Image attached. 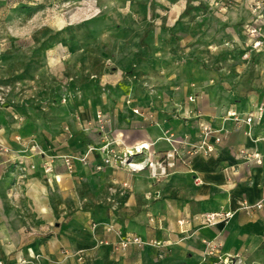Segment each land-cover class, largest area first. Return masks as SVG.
Wrapping results in <instances>:
<instances>
[{
  "label": "rangeland",
  "instance_id": "rangeland-1",
  "mask_svg": "<svg viewBox=\"0 0 264 264\" xmlns=\"http://www.w3.org/2000/svg\"><path fill=\"white\" fill-rule=\"evenodd\" d=\"M227 5L0 0V264H71V250L51 252L50 246L70 230L73 216L86 215L85 228L93 230L107 227L110 212L119 217L129 210L131 192L125 197V190L100 186L104 177L90 164L85 171L78 164L67 170L62 162L89 136L93 143L95 130L86 132L97 129V112L129 128L128 101L160 89L183 96L191 79L213 77L234 100L264 94V60L236 70L242 58L226 43L235 22ZM235 14L248 17L241 8ZM59 166L69 176L75 172L78 183L70 178L53 185ZM248 258L236 256L238 264H253Z\"/></svg>",
  "mask_w": 264,
  "mask_h": 264
},
{
  "label": "crops",
  "instance_id": "crops-1",
  "mask_svg": "<svg viewBox=\"0 0 264 264\" xmlns=\"http://www.w3.org/2000/svg\"><path fill=\"white\" fill-rule=\"evenodd\" d=\"M217 1L228 4L225 0ZM227 6L231 9L230 17L235 22L232 24L234 30L226 39V43L232 44L231 49L235 48L242 58L240 63L242 67L238 66L236 70L239 72L252 70L255 66L254 61L261 63L264 60V50L250 52L246 59L242 56L246 38L241 33V26L251 19V13L245 0L232 2ZM238 8L244 9L248 17L241 18L236 15L235 11ZM185 86L183 96L178 94L177 90L171 89L167 91L160 89L162 93L157 92L154 96L136 95L137 100L132 99L125 106L132 116L129 118V128L117 127L113 121L114 117L107 112L110 132L119 139L116 149L122 151L124 146L153 142L152 150L160 153L170 147L159 139L164 130L172 131L177 136L188 135L194 140L198 134L199 123L204 121L214 127L222 126L227 131L226 138L216 147L215 153L210 156L196 154L187 162L176 161L165 177L153 180L146 171L131 174L124 169L111 167L95 171L94 166L100 163L101 158L97 151L91 152L87 155V164L104 177L100 186H107V189H112L110 191L120 188L125 190L124 193L131 192L129 210L122 209L119 217L109 213L107 226H110L111 230L97 225L93 230L89 228L86 230V215L73 216L70 230H63L60 237L53 239L51 252L66 246L71 250V264H213L212 258H203L202 240L215 239L220 242L219 253L222 256L236 257L247 254L253 264L264 263V257L261 256L264 255V205L262 208H253L249 211L239 207L242 201L252 204L264 199V142L253 140L264 135V114L260 120L255 119L250 125L240 127L232 120L224 119L229 110H234L238 114H248L258 106L264 107V94L234 100L226 91L216 86L213 77L201 81L191 79ZM214 90H220L216 98L212 93ZM191 95L195 97L193 102L188 100ZM207 104L212 106L209 107ZM133 108H137L139 113L135 114ZM187 111H197L200 117L188 115ZM131 124L134 125L132 128ZM92 132L93 143L91 136L88 138L86 135ZM86 134L85 137L90 140L87 139L88 145L97 147L102 143L101 134L96 128ZM0 143H4L2 138ZM87 144L72 150L73 153L77 155L86 153ZM242 148L259 152L262 155L261 164L244 163L239 159L237 154ZM158 156L154 154L152 159H157ZM32 161L35 163L36 158ZM77 164L81 171L89 167L75 161L74 166ZM62 169L63 167L59 166L56 173L51 174L53 185L62 187L70 178L71 184L78 183L75 172L72 174L75 176H69L63 173ZM48 171H51V168L44 172ZM125 181L129 183L127 188L122 185ZM34 184L40 188V192L42 189L44 191V185ZM147 193L152 195L145 198ZM36 196L41 200L43 198L41 193ZM75 197L73 194V199ZM40 208L45 212L42 205ZM220 208L233 211L227 222L213 227H203L193 219L196 214ZM150 215L160 220L159 226L149 224ZM180 220L185 221L182 228L188 231L187 233L182 232L178 224ZM129 233L137 234L144 240L167 241L168 244L163 249L161 257L154 248L147 245H130L122 250L116 244ZM257 254L260 258L256 257ZM86 255L87 259L81 261V256ZM27 256L31 257L29 254Z\"/></svg>",
  "mask_w": 264,
  "mask_h": 264
},
{
  "label": "built area",
  "instance_id": "built-area-1",
  "mask_svg": "<svg viewBox=\"0 0 264 264\" xmlns=\"http://www.w3.org/2000/svg\"><path fill=\"white\" fill-rule=\"evenodd\" d=\"M228 4L230 2H237L240 0H225ZM248 9L251 13V19L241 26V33L245 36L246 42L244 44L243 58H248L250 52H259L264 50V0H245ZM190 102L195 101L194 96H189ZM128 103H130L128 101ZM135 114L139 113L137 108H133ZM187 114H193L199 118L200 113L195 111H187ZM264 114V107L258 106L252 113L238 114L234 110L226 112L225 120H232L237 127L241 125H250L253 120H260ZM151 118V116H148ZM110 120L106 118L102 112L96 113V127L97 131L101 134V144L99 146L89 145L87 152L79 155L67 154L62 156V162L67 170L73 168L74 162L79 161L82 164H87V155L93 151H97L100 155V163L94 166L95 171H101L106 167L124 169L125 171L133 174L136 172L146 171L148 176L153 180H159L165 177L171 168L174 167L176 161L187 162L188 159L196 154L210 156L215 153L216 147L223 142L227 136V131L222 127L211 126L207 122H200L198 125V134L194 140L188 135L177 136L172 131L164 130L160 136L169 144V148L157 153L152 150L153 142H142L133 144L131 146H124L122 151H118L116 147L119 145V139L112 136L110 132ZM107 130V131H106ZM254 142H264V135L253 139ZM154 154H158L157 159H152ZM238 158L244 163L261 164L262 155L257 151H249L242 148L238 151ZM49 169V168H47ZM123 187H129L128 182H123ZM262 201L258 200L255 203H247L242 201L240 208L245 211L252 210L253 208H262ZM233 215V211L220 208L218 210L206 211L193 216L195 221H198L203 227H213L218 224L227 222ZM150 225L159 226L160 220L154 216L148 217ZM185 221L180 220L178 224L183 233H187L182 228ZM96 227V225L93 226ZM111 230L110 226H107ZM204 245L203 258H212L213 264H237L236 257L222 256L219 253L220 242L217 240H202ZM167 241L160 240H144L137 234H126L118 244L120 249L124 250L127 246H150L157 251L159 257L163 255V249L167 247Z\"/></svg>",
  "mask_w": 264,
  "mask_h": 264
}]
</instances>
